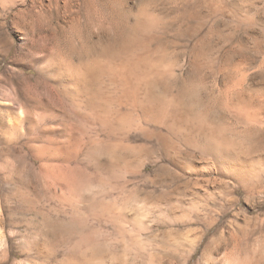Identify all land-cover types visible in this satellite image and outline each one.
<instances>
[{"label": "rangeland", "instance_id": "374dc122", "mask_svg": "<svg viewBox=\"0 0 264 264\" xmlns=\"http://www.w3.org/2000/svg\"><path fill=\"white\" fill-rule=\"evenodd\" d=\"M110 1L117 12L106 0H0V226L11 250L4 263L76 262L79 250L93 246L103 251L98 264H264V0ZM139 7L146 13L138 24L129 18L134 26L121 29L114 41L112 18L127 20L125 12ZM252 14L255 19L248 21ZM132 33L136 40L129 45L124 40ZM37 39L49 43L46 53L38 51ZM97 39L121 46L122 55L134 49L141 53L148 44L155 56L153 95L180 99L178 107L172 100L165 103L169 117L183 116L170 119L203 120L206 126L196 137L202 136L198 142L208 152L181 143V153L189 150L188 160L195 154L204 173L184 170L185 156H165L159 141L145 140L140 130L126 142L131 151L112 153L113 165L84 161L67 166L65 150L34 138L41 129L39 118H17L21 102L16 98L31 94L22 71L54 86L49 78L54 72L40 73L46 64L42 56L63 52L72 40L81 54L72 61L82 65L89 62L85 51H96ZM143 68L139 76L145 79ZM189 129L185 133L196 134ZM210 134L235 144L232 160H241L243 168L227 169L225 156L205 140ZM46 239L56 244L49 253L38 248ZM24 240L30 248L25 249Z\"/></svg>", "mask_w": 264, "mask_h": 264}, {"label": "bare ground", "instance_id": "6f19581e", "mask_svg": "<svg viewBox=\"0 0 264 264\" xmlns=\"http://www.w3.org/2000/svg\"><path fill=\"white\" fill-rule=\"evenodd\" d=\"M105 4H109V7L114 13L117 12L119 9L117 8V6H114L113 5L114 3L112 4V1L110 0H106ZM214 6L213 8H215ZM144 8L145 7H139L137 11L134 13L128 9L129 12L128 11L125 12V14L128 17L127 20H120L119 18L117 19L116 16L113 17L112 15L113 17L112 21L115 27L114 32H116L114 33L116 37L113 35V37L116 38L114 39V41L118 40L119 36L121 35L120 31L128 30L129 28L134 26V24L131 23V20L129 18H133L137 22L139 18H141V15L144 12ZM145 13L146 12H144V14ZM246 18L247 20L248 19L253 20L254 16L253 14L247 15ZM149 20H151V18ZM153 21L154 20H152V22ZM152 22L150 24H152ZM149 27L150 26L147 25V29ZM112 30H114V28ZM41 38L46 39L48 38V35H45ZM134 38H135V33L134 35L132 33L131 35H127V37H125L124 42L128 44L130 42L133 43ZM94 42H95V45H94L95 47L94 46L93 47L95 48L96 51L93 52L92 49L86 50L85 58H87L89 62L83 64V61H82V65L81 63L80 65L79 64L76 65L73 63L74 61L73 58H75L74 56L78 55L80 57L81 54L79 55V53H76L72 40H70L69 42L70 44L69 47L65 49L63 52L56 50V51H51L49 54L47 53L44 56H42V58L45 57L46 64L41 67L40 73H44L48 75V73L54 72L53 76H49V78L54 81V86H50L47 82L40 79V77H37L36 79H32V76H33L32 73L29 74V73L22 71L21 75L25 76L27 79L26 82L30 83L29 91L31 94L24 99L16 98L17 101L20 100L19 102H21L20 108L18 109L17 118L18 119L23 118V114H27L28 116H35L36 118H39L42 125L40 127L41 129L37 132L34 138L42 139L44 142H46V144L49 145V147L50 146L55 147V148L61 149V151L65 150L68 153V157L65 158L67 160L66 163L69 164L67 166H71L72 164L78 165L84 161H87L89 163H94L96 165L98 164L105 165L108 163L111 165L113 163L112 160L115 159L112 157V153L115 150H117V152L118 150H120L119 152H121L122 150L129 149L128 147L129 142L128 144L126 142L130 140L133 131L136 132L140 130L142 131V133H144V136L146 137L145 140H152L153 138H156L159 141L161 145V149L165 152V156L166 154L170 155L172 158H174V160L181 159V157L185 156L184 161H181L182 159L180 160L181 161L180 164L185 168L184 170H186L187 168L189 172H193V173L195 172L198 174L203 172L204 171L203 167H201L199 163H197V161L193 159L195 154H191L193 158L191 157V159L188 160L190 158V154L188 152L189 150L184 149L186 151V154L189 155V158L186 154H182L181 150L183 149L182 146L185 144V145L192 147L194 150L198 149L199 151H197V153L202 152L201 154H203L204 152L205 153L208 152L210 148L208 149L207 148L208 146L206 147L203 144H202L203 146L200 145L199 143H202V141L198 142V139L202 140L201 138L202 136L200 138L198 137V139L196 137V135L197 136L200 135L199 133L200 130L203 127L205 128L206 126H203V120L202 122L198 120L196 121L194 117L191 116V118H193L194 121H196V122H192L193 120L192 121L189 120L191 118L187 119V117H190V116L187 115L185 117L186 114L184 115L183 113L184 118L191 121L188 123L185 122L187 124V127H185L184 125L185 123L183 121H177L179 117H176L175 114H173L172 117H169L167 110L170 107L169 106L167 107V104H165L167 102L170 105L169 101L172 100L171 102L172 106L178 107L179 104L177 102H180V99L178 98L175 99V95L173 94V96L170 97L171 99L169 101L167 100L163 101L165 100L164 98L163 100H161V98L158 95L157 96L153 95L154 89L151 86L152 85L151 79L154 76H152L151 73L153 71L152 68L155 66V64L153 63L154 61H152L155 58V56L153 59L151 58L150 50L149 48L146 47L148 46V44H145V47L141 48L142 49L141 53H139L140 51H138L137 49H134V50H131L130 52L125 51L126 53L122 55L124 51L121 54L120 50L118 49L119 46L117 47V49H115L116 47L114 45L113 46L109 45L110 42L108 45H106L104 41H101L100 39L99 40L97 39V41H94ZM125 43L124 45H126ZM131 43L129 45H131ZM33 44L36 46V40L33 42ZM37 44L39 46L38 51H40V54L46 53L48 51L49 43H47L46 40L41 41L40 39H37ZM124 47H127V45ZM36 51L37 50H35L34 52ZM203 53L204 52L200 51L196 54L195 61L193 63L195 65L194 66L195 69H197V66L200 63L199 60L201 61ZM142 54H144V56ZM78 56L77 58H79ZM157 64L158 63H156V66ZM143 65L146 68V73H145L146 76L144 77L145 79H143L142 76L141 77L139 76V69ZM157 68L159 69V67ZM194 68L192 69V71L194 70ZM156 70L154 69V71ZM237 71H240V69H238ZM194 72H197V71L194 70ZM161 75L164 76L165 74H161ZM244 76L247 77V75H244ZM244 76H243V79H244ZM105 77L108 78V81L105 80ZM194 83L195 82H192V84ZM184 86L187 92L188 88L191 87V83L190 85H188L189 87L186 85ZM41 88H44L45 92ZM173 98L174 100H177V101L176 102L173 101ZM226 104L224 105V109L226 108ZM187 114H190V112ZM178 115L179 114H177V116ZM12 117H9V122H11V124L14 123ZM173 117L174 118L176 117L177 120L170 119ZM182 118L183 116L180 117L179 120H181ZM14 121L17 122V120H14ZM18 126H19V123H18ZM162 126H165L168 132H163V130L161 129ZM188 126H190L191 128H193V130L196 131L195 135L190 134V133L188 134L185 133V131L189 129ZM191 128L189 130H191ZM193 130H191V132ZM204 132L203 134L206 135L209 131L207 133H204ZM170 134H173V136H171ZM216 136L218 135L216 134ZM216 136L210 134L206 136L205 140L207 139L208 142L214 143V145L217 146L218 148V152L217 151L216 152L218 154L220 153L219 154L220 156L222 155L225 156L224 160L226 159V161L224 165L227 167V169L236 171V170H239L238 167L243 168V165H242L243 163L242 164L240 163L242 162L240 159H239L240 161H238V159L236 160V158L232 160L234 158L232 156V152H234L233 150H235L234 148L235 144L229 139L219 140ZM181 143H183L182 146H181ZM210 143L209 145L212 146ZM215 146H212V147H215ZM236 151H237V148H236ZM164 152L162 153L164 154ZM211 153L215 154L213 151ZM64 154L63 155L61 154V155L64 156ZM113 154L115 155L117 153H113ZM180 154H182L183 156L181 155V157L179 158ZM220 167L221 166H219L218 168ZM206 169H209L208 166H206ZM85 189L84 191H87V189L86 190ZM3 233L4 231L2 232L1 226H0V264L7 263V262L6 263L4 262L9 258L10 251H11L9 250L7 243L4 240V237L6 236V234L4 235ZM53 235L54 233L52 234V236ZM46 240L48 241L49 239H46ZM22 245L26 249L28 247V242L24 240L22 242ZM55 246L56 244L54 242L48 241L46 243L39 244L38 248L40 252H42L41 250H45L49 253L51 252V250L55 248ZM98 248L100 247H96V249ZM96 249L92 246L85 250H79L80 257H81V258L79 257L80 259V260L78 259L79 261L75 262L74 260V262H72L70 261V259H65L61 264H98V261H99L98 259L99 257L103 255V251H101L102 253H100L99 250L101 248L98 250ZM118 262L119 263H116V264H121L120 260Z\"/></svg>", "mask_w": 264, "mask_h": 264}]
</instances>
